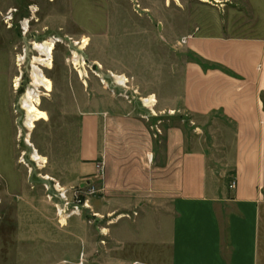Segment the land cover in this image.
Wrapping results in <instances>:
<instances>
[{
	"label": "crops",
	"instance_id": "crops-1",
	"mask_svg": "<svg viewBox=\"0 0 264 264\" xmlns=\"http://www.w3.org/2000/svg\"><path fill=\"white\" fill-rule=\"evenodd\" d=\"M204 1L181 35L188 123L152 138L134 107L82 117L75 180H95L103 161L93 207L116 215L113 264H259L264 0Z\"/></svg>",
	"mask_w": 264,
	"mask_h": 264
},
{
	"label": "rangeland",
	"instance_id": "rangeland-1",
	"mask_svg": "<svg viewBox=\"0 0 264 264\" xmlns=\"http://www.w3.org/2000/svg\"><path fill=\"white\" fill-rule=\"evenodd\" d=\"M200 3L206 2L0 0V264H113L107 237L116 215H99L93 207L96 196L90 198L91 209L79 215H57L60 200L53 185L68 189L83 182L75 179L81 121L87 112L99 110L109 118L113 111L134 107L135 115L147 117L143 120L152 138L162 136L168 126L188 123L180 98L182 64L189 55L181 35ZM83 37L88 38L85 47L75 43ZM46 39L55 43L51 68L39 66L35 58L33 42ZM35 66L51 79L50 92L33 83ZM118 75L129 79L127 89ZM27 90L34 98L39 95L48 114V120L35 122L31 130L25 126ZM262 97L264 102V92ZM26 135L46 157L45 166L32 161ZM107 135H112L110 126ZM45 174L52 179L43 178ZM102 180L95 181L97 187ZM66 196L72 199L70 190ZM258 255L264 264V201Z\"/></svg>",
	"mask_w": 264,
	"mask_h": 264
},
{
	"label": "bare ground",
	"instance_id": "bare-ground-1",
	"mask_svg": "<svg viewBox=\"0 0 264 264\" xmlns=\"http://www.w3.org/2000/svg\"><path fill=\"white\" fill-rule=\"evenodd\" d=\"M177 1V0H176ZM204 1V0H203ZM28 26V21L26 20L24 23V28L27 29ZM75 43H82V47H85L88 44V38L83 37L81 40L78 42L76 41ZM34 48L38 51V56L35 57L37 61H39V66H45L46 68H51L52 67V53L55 48V43L52 39H46L42 42H33ZM73 58H74V63L77 64V54L75 51H73ZM85 62L84 60L82 61V65H84ZM36 67L38 72L33 73V83H36L38 86H42L43 89L46 92H50L52 90V81L51 79L44 74V72L41 70L40 67ZM83 67V66H82ZM85 67V66H84ZM85 71V68H83ZM81 73V70H79ZM117 80L121 82L123 86H127L128 78L125 75H118L116 76ZM18 80L19 77L16 76L14 79V86L16 87L18 85ZM41 87V88H42ZM34 91V90H32ZM34 96V95H33ZM31 94L30 90H27L25 93V97L29 100L27 102L26 100L24 101V106H25V111H26V119H25V126L31 130L35 127V122L39 120H48V114L46 113L45 110H43L40 107V101H39V95L37 94L36 97L34 98ZM141 100L144 102L149 101L147 97H141ZM151 101L155 102V99H153V96L151 95ZM153 107V105H152ZM151 107L152 113L155 114V111ZM25 142L32 148L30 156L32 161H34L36 164H38L40 167L45 166V163L47 162V159L44 155H41L38 150L34 147V145L31 143L30 139L28 138V135L25 136ZM43 178L45 179H52L51 176L48 174L43 175ZM56 183V187L60 188L61 185L58 182ZM62 188V187H61ZM61 209L58 207V212L57 214L60 215ZM66 218V217H65ZM63 218L62 220V225L66 224V219Z\"/></svg>",
	"mask_w": 264,
	"mask_h": 264
},
{
	"label": "built area",
	"instance_id": "built-area-1",
	"mask_svg": "<svg viewBox=\"0 0 264 264\" xmlns=\"http://www.w3.org/2000/svg\"><path fill=\"white\" fill-rule=\"evenodd\" d=\"M182 42H185V38L182 39ZM127 89V86L125 87ZM96 175L95 178L98 180H85L78 184L77 186H70L68 189H65L63 186L59 190L55 184L53 188L57 192L60 203L55 204L56 213L58 212V207L61 209L60 215H64L66 218L74 215H79L82 210L91 209L90 206V198L92 196H96V194L100 193V186L97 187L95 181H99L103 179L104 176V163L102 160L96 163ZM229 188H233L235 186V182L231 181L229 183ZM70 190L71 192V200L67 199L66 193ZM67 209L69 210L67 212ZM96 214V213H94ZM58 215V214H57Z\"/></svg>",
	"mask_w": 264,
	"mask_h": 264
},
{
	"label": "water",
	"instance_id": "water-1",
	"mask_svg": "<svg viewBox=\"0 0 264 264\" xmlns=\"http://www.w3.org/2000/svg\"><path fill=\"white\" fill-rule=\"evenodd\" d=\"M127 94H129V95H130V94H131V92H130V91H128V92H127Z\"/></svg>",
	"mask_w": 264,
	"mask_h": 264
}]
</instances>
